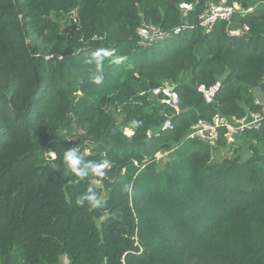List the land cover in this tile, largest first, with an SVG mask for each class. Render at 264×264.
<instances>
[{
    "label": "trees",
    "instance_id": "trees-1",
    "mask_svg": "<svg viewBox=\"0 0 264 264\" xmlns=\"http://www.w3.org/2000/svg\"><path fill=\"white\" fill-rule=\"evenodd\" d=\"M193 1L0 0V264H264V0H228L240 9L209 30L198 5L174 33ZM143 22L170 35L141 43ZM217 82L206 101L198 87ZM163 83L178 109L150 94ZM217 112L263 116L230 146L246 159L213 161L224 131L213 147L185 138ZM71 147L86 172L107 160L102 178L63 175ZM89 186L99 208L75 203Z\"/></svg>",
    "mask_w": 264,
    "mask_h": 264
},
{
    "label": "built area",
    "instance_id": "built-area-1",
    "mask_svg": "<svg viewBox=\"0 0 264 264\" xmlns=\"http://www.w3.org/2000/svg\"><path fill=\"white\" fill-rule=\"evenodd\" d=\"M198 5H200L201 9L197 14V19L199 24L205 30L211 29L216 23L221 21H227L230 23L234 12L239 10L241 7L238 2L229 3L228 0H195L193 2H180L178 4V8L181 11V19L183 24L176 27L174 33L180 32L181 29L185 27L188 22L189 12L197 9ZM248 10H251V8H248ZM246 29V26L242 28L230 27L228 34L232 36H239L245 32ZM169 35V31H166L161 27L150 23L143 22L138 28L140 42L144 44L148 42L161 41ZM218 86L219 82L207 89L204 86H199L198 89L203 93L205 100L210 102ZM150 94L153 96L158 95L163 104L178 109L180 99L172 84L163 83L162 85L151 89ZM257 103L263 105L261 102ZM250 116H252L251 120L247 119V117H249V113H247L244 117L236 118L235 116L227 117L217 112L210 120L198 119L196 122H194L190 126L185 138L197 139L209 145L210 147H213L217 145L220 135L223 134L221 131H224L223 135L228 142L233 134L237 135L238 132H242L245 128H249L251 126L257 127L263 117L261 114L253 112H250ZM171 127V122L166 121L163 124L162 129ZM167 155H169V151L157 152L155 154V159L161 160L166 158ZM102 176L103 175H100V177Z\"/></svg>",
    "mask_w": 264,
    "mask_h": 264
},
{
    "label": "clouds",
    "instance_id": "clouds-1",
    "mask_svg": "<svg viewBox=\"0 0 264 264\" xmlns=\"http://www.w3.org/2000/svg\"><path fill=\"white\" fill-rule=\"evenodd\" d=\"M107 55H110L108 50H100L94 53L92 58L99 61L103 58V56ZM102 80L103 77L97 76L94 80V83L100 84ZM53 156L55 157L54 153ZM83 160L84 156L80 154L75 147H71L64 151L62 157V164L65 165L66 168L70 170L72 174L79 177L81 180L85 179L90 174L103 175V170L109 168L110 165L107 160L99 164L94 161H90L91 167L89 171L86 172L81 166ZM86 202L92 208H99L103 203L102 200L98 198L97 194L91 186L88 187L87 193L85 195L77 197L75 201L78 206H84Z\"/></svg>",
    "mask_w": 264,
    "mask_h": 264
},
{
    "label": "rangeland",
    "instance_id": "rangeland-1",
    "mask_svg": "<svg viewBox=\"0 0 264 264\" xmlns=\"http://www.w3.org/2000/svg\"><path fill=\"white\" fill-rule=\"evenodd\" d=\"M229 28L230 27H227L226 28L227 29V33H228ZM171 42H172V38L168 39L167 42H166V44H164V45H169ZM162 48L163 47L160 44H158V45H156V46L153 47V49L156 50V51H159ZM254 96H255V103L261 102L264 105V91L260 92L258 89H255L254 90ZM227 117H230V116H227ZM247 119H250V120L252 119V116H250V113H249V117H247ZM124 131H125V133L127 135H130L131 134V131L128 130V129H125ZM235 137H236V134H233L232 137H231V139L228 140V142H227L228 143L227 144L228 146H223V147L219 148L218 150H213V161L214 162H221L222 161V158L225 155L228 154V156H230V155L234 154L232 152V149H230V146L233 143H234V145H237L238 144V142H234L236 140ZM250 154L251 153L249 152V147L246 146V145H242L241 144L240 145V150L238 151L237 154H234V155L240 156L241 159H246L247 157L250 156ZM171 159L172 158H170V159H168V158L163 159V161L161 162L162 164H160V167H163V164H164L165 161L166 162H169V161H171ZM58 168H59L60 172L63 175L66 174L67 168H66L65 165L63 167H58ZM99 178H102V177H99ZM93 184L96 185V186L97 185H101V180H99V181L98 180H93ZM105 194H106V191H103L102 196H105ZM59 264H67V259H66L65 256L61 257V260H60V263Z\"/></svg>",
    "mask_w": 264,
    "mask_h": 264
}]
</instances>
